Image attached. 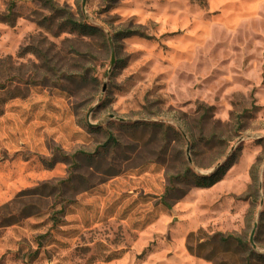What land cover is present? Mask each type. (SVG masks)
<instances>
[{
  "label": "rangeland",
  "instance_id": "obj_1",
  "mask_svg": "<svg viewBox=\"0 0 264 264\" xmlns=\"http://www.w3.org/2000/svg\"><path fill=\"white\" fill-rule=\"evenodd\" d=\"M0 264H264V0H0Z\"/></svg>",
  "mask_w": 264,
  "mask_h": 264
},
{
  "label": "trees",
  "instance_id": "obj_2",
  "mask_svg": "<svg viewBox=\"0 0 264 264\" xmlns=\"http://www.w3.org/2000/svg\"><path fill=\"white\" fill-rule=\"evenodd\" d=\"M61 11V10H60ZM65 25H67V27L71 30L74 31L78 34L84 35V36H89V37H93V36H101V34L99 33V30H97L96 28L87 25V24H83L77 20L72 19L71 17H69V15H66L65 17ZM133 33L130 31H126L124 30L122 33L119 34H115V37L121 36V38L124 37H128L130 35H132ZM109 140L112 141V137L109 136ZM113 142V141H112ZM114 144V142H113ZM217 181V178L215 177V175H211V176H202V177H195L193 180V183L196 187H201V188H205V187H209L211 185H213L215 182ZM220 242L225 243V244H231L234 243L235 247H240V242L236 239H231V238H221Z\"/></svg>",
  "mask_w": 264,
  "mask_h": 264
},
{
  "label": "crops",
  "instance_id": "obj_3",
  "mask_svg": "<svg viewBox=\"0 0 264 264\" xmlns=\"http://www.w3.org/2000/svg\"><path fill=\"white\" fill-rule=\"evenodd\" d=\"M181 258H185V260H187L188 262H191V261H189V259H190L189 257H184V256H183V257H181ZM190 260H191V259H190Z\"/></svg>",
  "mask_w": 264,
  "mask_h": 264
}]
</instances>
